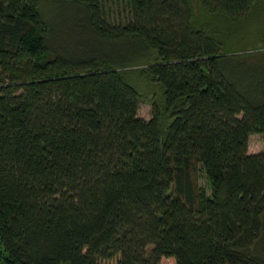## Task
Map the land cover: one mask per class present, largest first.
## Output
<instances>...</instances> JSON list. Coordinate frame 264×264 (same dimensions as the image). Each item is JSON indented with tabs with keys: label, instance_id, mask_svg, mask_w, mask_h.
Segmentation results:
<instances>
[{
	"label": "trees",
	"instance_id": "obj_1",
	"mask_svg": "<svg viewBox=\"0 0 264 264\" xmlns=\"http://www.w3.org/2000/svg\"><path fill=\"white\" fill-rule=\"evenodd\" d=\"M250 21L264 0H0V264H264V45H224Z\"/></svg>",
	"mask_w": 264,
	"mask_h": 264
},
{
	"label": "rangeland",
	"instance_id": "obj_2",
	"mask_svg": "<svg viewBox=\"0 0 264 264\" xmlns=\"http://www.w3.org/2000/svg\"><path fill=\"white\" fill-rule=\"evenodd\" d=\"M247 30L237 33L226 40L224 45L237 48L235 50L252 49L258 45L262 47L264 45V27L257 25V22L250 21L248 23ZM249 29V31H248ZM239 47V48H238ZM151 107L146 102L139 103L138 117L148 119L150 117ZM263 151L262 137L260 134H252L248 141V153H261ZM199 184L206 194H209L208 183L203 172H200ZM150 247H148V250ZM147 250V251H148ZM101 264H115V260L109 259L102 261ZM160 264H174L172 259H163Z\"/></svg>",
	"mask_w": 264,
	"mask_h": 264
}]
</instances>
